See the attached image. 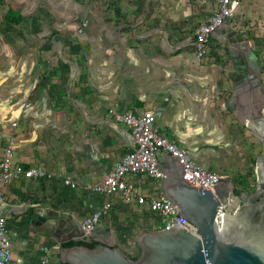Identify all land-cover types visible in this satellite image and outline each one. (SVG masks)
I'll use <instances>...</instances> for the list:
<instances>
[{
	"label": "crops",
	"instance_id": "obj_1",
	"mask_svg": "<svg viewBox=\"0 0 264 264\" xmlns=\"http://www.w3.org/2000/svg\"><path fill=\"white\" fill-rule=\"evenodd\" d=\"M216 2L0 0V161L14 135L15 164L40 166L55 177H21L4 190L16 262L37 264L48 246L58 264L56 233L82 232L83 218L103 204L84 184L103 178L134 148L130 130L109 109L152 110L155 127L199 166L227 176L243 192L255 191L263 147L227 108L235 74L228 36L241 33L253 49L247 12L264 18V0H240L233 18L212 35L209 55L198 59L194 32L209 21ZM83 20L88 25L77 35ZM60 87L72 92L62 104L52 96ZM61 173L78 188L64 187ZM128 180L146 199L162 192V183L146 176ZM148 215L146 205L116 197L94 239L138 254L135 239L150 231Z\"/></svg>",
	"mask_w": 264,
	"mask_h": 264
},
{
	"label": "water",
	"instance_id": "obj_2",
	"mask_svg": "<svg viewBox=\"0 0 264 264\" xmlns=\"http://www.w3.org/2000/svg\"><path fill=\"white\" fill-rule=\"evenodd\" d=\"M228 47L235 74L227 108L263 147L255 163V191L243 192L225 175L212 191L193 188L182 179V166L177 160L159 152L155 157L164 174L162 194L178 209L179 216L196 228V233L192 235L177 226L143 231L135 239L139 252L132 259L109 239H94L98 226L88 238L83 232L61 236L59 231L55 238L60 244L72 240L95 242L97 246L61 248L59 244L58 264H264L263 68L241 33H229ZM67 222L77 230L70 219Z\"/></svg>",
	"mask_w": 264,
	"mask_h": 264
},
{
	"label": "built area",
	"instance_id": "obj_3",
	"mask_svg": "<svg viewBox=\"0 0 264 264\" xmlns=\"http://www.w3.org/2000/svg\"><path fill=\"white\" fill-rule=\"evenodd\" d=\"M239 5L240 0H217L209 21L199 25L194 32V48L198 59H204L209 55L212 35L233 18ZM87 25L88 21L83 20L76 34H82ZM108 112L116 122L123 124L130 130L134 148L125 153L115 163L114 168L103 178L84 184L85 191L104 198L103 204L97 211L81 221L80 226L84 236L88 238L92 235L102 218L112 209V202L116 197H121L126 201L135 199L139 205H146L148 211L154 214L157 221L160 222V229L158 230H166L171 226H177L183 231L194 235L196 228L179 216L178 209H174L171 202L162 193L146 199L139 195L128 178L146 176L161 184L164 180V174L158 169L155 157L159 152L167 153L177 160L182 166V179L193 188L212 191L222 176L203 169L185 149L163 135L154 125L155 115L152 110H145L141 114L117 112L113 109H109ZM16 126L15 122L11 123L12 128ZM15 143L13 135L6 144L0 161V264H22L16 262L13 258L8 219L5 213V188L21 177L49 181L55 178L40 166L26 169L15 164ZM57 177L62 185L69 190L78 188V184L69 176L61 173ZM220 216L221 212L218 213L217 220ZM53 249L58 250L59 245L53 246ZM41 251L42 255L37 264H53L49 258V247L43 246Z\"/></svg>",
	"mask_w": 264,
	"mask_h": 264
},
{
	"label": "rangeland",
	"instance_id": "obj_4",
	"mask_svg": "<svg viewBox=\"0 0 264 264\" xmlns=\"http://www.w3.org/2000/svg\"><path fill=\"white\" fill-rule=\"evenodd\" d=\"M45 1H49V0H45ZM58 1H66V0H58ZM244 28H245V31H247V35L250 38H252L254 41L252 50L259 55V57L261 58V61L264 64V18L260 17L259 15L254 14L253 9H249V11L247 12L246 23H245ZM9 63L11 64V62ZM263 69H264V66H263ZM261 79L263 80V83H264V71L261 74ZM63 82H65L64 79H63ZM54 92L55 94H53L52 96L55 98L58 104H62L65 100L64 98H67V95H71L72 93L71 91L68 92L66 90V94H65L61 87ZM57 123L59 124L61 122H57ZM148 216H149V221L151 222V225L147 224L146 227L150 231H156V229H160V222H158L157 220L155 221V216H153L152 214L151 216L150 215Z\"/></svg>",
	"mask_w": 264,
	"mask_h": 264
},
{
	"label": "trees",
	"instance_id": "obj_5",
	"mask_svg": "<svg viewBox=\"0 0 264 264\" xmlns=\"http://www.w3.org/2000/svg\"><path fill=\"white\" fill-rule=\"evenodd\" d=\"M73 246H85V247H88V248L92 249V248L97 246V243H95V242H81V241H78V242L67 241L65 243L60 244L61 248H70V247H73ZM137 256H138V254H135L131 258L132 259H136Z\"/></svg>",
	"mask_w": 264,
	"mask_h": 264
},
{
	"label": "flooded vegetation",
	"instance_id": "obj_6",
	"mask_svg": "<svg viewBox=\"0 0 264 264\" xmlns=\"http://www.w3.org/2000/svg\"><path fill=\"white\" fill-rule=\"evenodd\" d=\"M127 254H128L129 256H131V257L133 256L132 254H129V253H127Z\"/></svg>",
	"mask_w": 264,
	"mask_h": 264
},
{
	"label": "bare ground",
	"instance_id": "obj_7",
	"mask_svg": "<svg viewBox=\"0 0 264 264\" xmlns=\"http://www.w3.org/2000/svg\"><path fill=\"white\" fill-rule=\"evenodd\" d=\"M193 39H194V36H193ZM163 183V182H162ZM162 193V192H161Z\"/></svg>",
	"mask_w": 264,
	"mask_h": 264
}]
</instances>
